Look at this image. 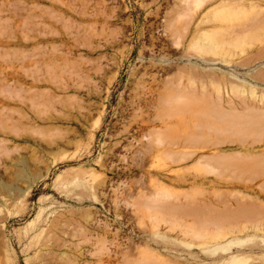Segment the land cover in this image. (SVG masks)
Here are the masks:
<instances>
[{
  "label": "rangeland",
  "instance_id": "obj_1",
  "mask_svg": "<svg viewBox=\"0 0 264 264\" xmlns=\"http://www.w3.org/2000/svg\"><path fill=\"white\" fill-rule=\"evenodd\" d=\"M263 24L0 0V264H264Z\"/></svg>",
  "mask_w": 264,
  "mask_h": 264
},
{
  "label": "bare ground",
  "instance_id": "obj_2",
  "mask_svg": "<svg viewBox=\"0 0 264 264\" xmlns=\"http://www.w3.org/2000/svg\"><path fill=\"white\" fill-rule=\"evenodd\" d=\"M257 13H258V12H257ZM258 18H259V17H258ZM256 19H257V18H256ZM256 19H255V20H256ZM256 21H257V22H256V24H257L258 21H261V19H259V20L257 19ZM260 23L262 24L263 22L261 21ZM261 24H259V25H261ZM259 25L257 24L256 27H258ZM263 25H264V24H263ZM261 26H262V25H261ZM260 28H261V27H260ZM260 28H258V29H260ZM255 97H256V96L253 95V99H254V100H255ZM262 99H263V98H262ZM256 100H257V99H256ZM256 100H255V101H256ZM259 102L262 103L261 100H260ZM263 102H264V101H263ZM244 103H246V102H243V105H245V106L247 107L248 104L246 105V104H244ZM250 106H251V105H250ZM250 106H248V107H250ZM251 107H252V106H251ZM259 120H263V119H262V118H259ZM263 121H264V120H263ZM249 123H250V122H249ZM263 123H264V122H263Z\"/></svg>",
  "mask_w": 264,
  "mask_h": 264
}]
</instances>
